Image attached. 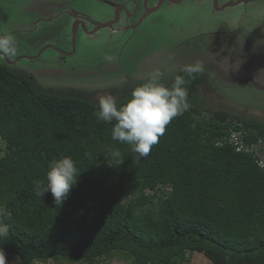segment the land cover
<instances>
[{"label":"trees","instance_id":"obj_1","mask_svg":"<svg viewBox=\"0 0 264 264\" xmlns=\"http://www.w3.org/2000/svg\"><path fill=\"white\" fill-rule=\"evenodd\" d=\"M177 75L184 73L166 84ZM205 82L202 73L188 79L190 108L137 161L96 117L94 90L43 91L32 74L0 61L6 257L100 264L122 254L129 264H184L186 254L198 253L211 264H264V170L253 151L264 124L201 107L197 86ZM140 84L111 87L124 91L118 105ZM112 149L121 156L109 158ZM64 156L80 175L60 206L50 192L37 195L36 183L46 184L49 163Z\"/></svg>","mask_w":264,"mask_h":264},{"label":"rangeland","instance_id":"obj_2","mask_svg":"<svg viewBox=\"0 0 264 264\" xmlns=\"http://www.w3.org/2000/svg\"><path fill=\"white\" fill-rule=\"evenodd\" d=\"M2 1H0L2 33H9L16 22L13 31L15 33L11 34L17 35L14 37L18 40L41 34L50 27L49 33L52 35L49 41H52L53 46L64 48L73 28L71 26L70 29H65V18L67 19L65 16L71 9L83 8L79 0L64 2L61 10L56 8V5L53 8L49 7L51 0ZM119 1L84 0L82 12L101 22L105 20V14H111L112 4ZM155 1L151 0V3ZM227 1L235 2V5L222 11H215L211 0H180L177 4L167 0L162 2V6L147 15L135 30L122 35L121 40H127V46H131L138 56L133 59L123 56L124 63L129 59L124 67L113 63L106 69L108 65H105V61L102 64L98 63L99 66H88V55L91 51H101L106 40L116 39L115 32L110 33L107 29H101L95 35L84 34V37L78 33L76 50L71 53L74 54L71 58L65 60L66 63L57 59L56 62H51L48 69L42 67L44 61L56 59L51 51H47L37 61L19 60L12 68L32 74L38 87L43 91L50 90L52 85L61 86L67 83L68 87L72 85L75 87L78 95L94 90V98H100L108 93L114 96L121 95L124 91L111 87L117 88L137 81H146L157 69L164 73V78L168 82L185 66L199 62L205 69L203 74L207 79L206 84L198 91V100H202L201 107L211 110L220 108L236 115L256 118L264 124V0L238 4H236L238 0H219V3ZM129 3L127 0V7L131 8L132 5ZM18 8L45 10L43 14L51 12L54 19L47 24L48 27L44 22L35 25L33 24L35 18L29 16L30 11L24 13L22 9L21 15L18 16L20 13ZM69 25L70 22L67 26ZM211 29L215 32L213 38L219 41L216 40L219 45L213 43L208 36L207 32ZM186 40H190L194 45L181 44ZM113 49L114 46L110 48V52L101 54L98 52V57L104 54V58L107 59L111 53V55L116 53L112 52ZM107 50L109 51V48ZM143 53L146 55L141 56ZM29 54L33 55V52ZM159 55L161 57L157 58ZM59 66L63 68H57ZM85 67L86 71H82ZM141 68L144 70L142 73ZM85 86L88 90H85ZM259 148L262 151H259ZM253 150L264 158V139ZM3 152L4 144L0 139V154ZM124 258L121 254L100 264H129ZM186 259L187 263L184 264H211L198 253L186 254ZM7 260L9 264H16V258ZM35 264L66 263L48 261Z\"/></svg>","mask_w":264,"mask_h":264},{"label":"clouds","instance_id":"obj_3","mask_svg":"<svg viewBox=\"0 0 264 264\" xmlns=\"http://www.w3.org/2000/svg\"><path fill=\"white\" fill-rule=\"evenodd\" d=\"M18 54L15 37L11 33L0 34V61L14 58ZM184 75H177L171 85L164 82V73L157 69L150 78L133 88L126 103L119 104L117 98L108 93L99 98V121L111 125L112 140L131 146L134 159L139 161L147 157L152 147L159 143L166 126L176 117L183 115L189 108L188 79L194 74L203 73L204 67L199 63L183 68ZM186 77L188 79H186ZM121 156L118 149L108 152V157L116 159ZM46 184L36 183L37 195L50 192L55 205H62L67 200L80 175L76 161L71 156L53 160L48 165ZM10 213L0 207V240L10 235L4 218ZM0 264H9L5 252L0 248Z\"/></svg>","mask_w":264,"mask_h":264},{"label":"flooded vegetation","instance_id":"obj_4","mask_svg":"<svg viewBox=\"0 0 264 264\" xmlns=\"http://www.w3.org/2000/svg\"><path fill=\"white\" fill-rule=\"evenodd\" d=\"M0 1L3 2L2 0H0ZM66 1H69V0H59V1L58 0H55V1L51 0L49 2V7L53 8L56 5V8L61 10V8L63 7L61 5L64 4V2H66ZM79 1L82 2L81 4L83 5V8H78L81 10L71 9L65 16V17H67V19L65 18V29H70L71 26L73 27L71 29L72 35L69 34L70 37L67 38V41L65 43L66 44L65 48L61 47V46H58V47L53 46L52 41H49V39L52 35L49 33L50 32V29H49L50 27H49L48 28L49 30L46 29L41 34H36V35L32 36L31 38H21L19 40L15 39V42H16L17 47H18V54L14 58L6 59V60H3L1 62H4V63H6L7 61L12 62L13 64H11V65L6 63L9 67H12L14 65V63L18 62L19 60L37 61L38 59H40V56L43 53H45L47 51H51L54 55V58H56V59H49V60L44 61L41 64L42 67H47V69H48V66L52 64L51 62H56L57 59L63 60L66 63L65 60L68 58H71L74 55V54L72 55L71 53H74L76 50V36H77V34L80 33L82 35V37L85 36L84 34L95 35L96 33H98V31L101 30V29L96 30V28H97L96 23H100V24L105 25V27L102 29H107V30H109L110 33L115 32L116 39H114L112 41L106 40L104 45H102L101 51H98V52H100V54L105 53V52H110L111 51L110 48H112L114 46V49L112 50V52H116V53L114 55H111L112 54L111 53L110 56L107 59H105L104 54L102 56L98 57V52H96V51L94 52V50H93L88 55V59H89L87 61L88 66H91V65L99 66L100 62L102 64L105 61V65H108L107 67H105L106 69L110 68V64L113 65V63L118 64V66L124 67L125 66L124 64H126L129 59H133V58H136L138 56L131 46H127V44H128L127 40L126 41L121 40L122 35L126 34L128 31L135 30L136 27L142 23V21L144 20V18H146L147 15L154 13L155 11H157L162 6L160 4V6L154 12L149 13L150 10L155 9V7L157 6L158 2H160V0L159 1L156 0L153 4L151 3V0H128L130 2L129 5L130 6L132 5L131 8L127 7V0H120L119 2H115L112 4L111 14L110 15L105 14L104 17H106V18L104 21L97 22L95 18L92 19L91 17H89L88 15H86L85 13L82 12V9H84V0H79ZM214 2H216V5H217V8H213L215 11L224 10L225 8H227L224 6L229 4V3L231 6L235 5L234 4L235 2L227 1V2L219 3V0H215V1L211 0V3H213V5H214ZM4 5H5V2L2 4V6L4 7ZM24 8H26V7H24ZM24 8H22L24 13L30 11L29 16L31 18H35L33 20V21H35L33 23L35 25L39 22H44L47 25L48 23H50L54 19L53 17H51V12L50 13L47 12L46 14H43V13H45V10L35 11L36 9H34V8H32L33 10H30V8L29 9H24ZM22 9H19L20 13L18 16L21 15ZM59 12H61V11H59ZM1 18H2V15L0 14V19ZM69 22H70V25L68 27L67 24ZM16 25H17V22L14 23L13 29H11L8 32L9 33H15L13 31L15 30ZM86 25H87V27H85ZM210 25H212V23ZM47 27H48V25H47ZM1 34H5V33L1 32ZM207 34H208V36H210V39L213 43L219 45V43H218L219 41L217 39L213 38L215 35V32L212 29L209 30L207 32ZM14 36H17V35H14ZM213 39H215V40H213ZM216 40L218 42H216ZM138 42H139V40H138ZM191 43H193V42H191L190 40H186V41H183L181 44L188 46V44H191ZM193 45H194V43H193ZM107 48H109V51L107 50ZM159 48H161V47H159ZM24 50H25V53H24ZM30 52H33V55H30L29 54ZM144 55H146V54L143 53V55H141V56H144ZM123 56L132 57V58L125 60L126 62L124 63V60L122 59ZM160 57L161 56L159 55L157 58H160ZM90 58H94V60H92L93 62L90 60ZM86 69H87V67H85L82 71H86ZM106 69H105V71H106ZM141 69H142V71H140V73H142L144 71L143 68H141ZM181 71L182 70H179L177 72V74ZM146 81H141V82L137 81V84L138 83L139 84L144 83ZM205 81H207L206 77H205ZM164 82L166 83V78H164ZM205 84H206V82L204 83V85ZM204 85L197 86L198 91L201 90ZM51 88H53L54 90L56 89V91L64 90L65 93H70V94H73L75 96H82L84 94L83 93V94L78 95V92L75 91V88L68 87V85L64 86V84H62L61 86L53 85V87H51ZM119 90L122 91V89H120V88H119ZM87 93H89V92H87ZM117 96H121V95H117Z\"/></svg>","mask_w":264,"mask_h":264},{"label":"water","instance_id":"obj_5","mask_svg":"<svg viewBox=\"0 0 264 264\" xmlns=\"http://www.w3.org/2000/svg\"><path fill=\"white\" fill-rule=\"evenodd\" d=\"M163 1H165V0H160V2H158V4H157V6L155 7V9L150 10L149 13L154 12V11L160 6V4H161ZM167 1H169V2L172 3V4H177V3L180 2V0H167ZM214 1H215V0H214ZM249 1H252V0H238V2H237L236 4L241 3V2L246 3V2H249ZM228 6H231L230 3L227 4V5H225L224 7H228ZM213 7H214V8H217L216 2H214ZM96 26H97L96 30H99V29H102V28L105 27L104 24H100V23H96ZM17 61H18V60H17ZM6 63H7V64H10V65L13 64L12 62H9V61H7Z\"/></svg>","mask_w":264,"mask_h":264},{"label":"built area","instance_id":"obj_6","mask_svg":"<svg viewBox=\"0 0 264 264\" xmlns=\"http://www.w3.org/2000/svg\"><path fill=\"white\" fill-rule=\"evenodd\" d=\"M256 157L258 158V164H259V166L261 167V169L264 170V158H261L260 156H258L257 153H256Z\"/></svg>","mask_w":264,"mask_h":264}]
</instances>
